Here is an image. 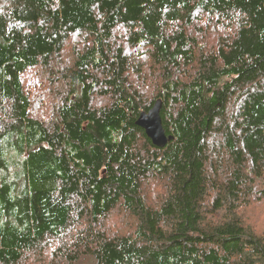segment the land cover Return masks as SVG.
<instances>
[{
  "label": "trees",
  "instance_id": "1",
  "mask_svg": "<svg viewBox=\"0 0 264 264\" xmlns=\"http://www.w3.org/2000/svg\"><path fill=\"white\" fill-rule=\"evenodd\" d=\"M261 199L264 0H0V264H264Z\"/></svg>",
  "mask_w": 264,
  "mask_h": 264
},
{
  "label": "rangeland",
  "instance_id": "2",
  "mask_svg": "<svg viewBox=\"0 0 264 264\" xmlns=\"http://www.w3.org/2000/svg\"><path fill=\"white\" fill-rule=\"evenodd\" d=\"M200 38L207 39V42L209 44L214 43V36L216 37L217 32L213 28H204L202 27ZM66 57L69 56V52L67 54V51L65 52ZM65 55L63 56V59L66 61ZM144 60V59H143ZM146 60L143 62L144 66L142 67V72H145L146 77L148 76V81L150 80V72L148 69V66H146ZM133 77H135L133 75ZM132 77V78H133ZM23 82L25 85V88L27 89L32 102V113L36 114L40 118L48 119L51 115V107L54 100V95L50 88H52L53 92H56V89L61 90V85L54 83L53 80H50L49 74L45 73L43 68H37L35 70L29 71L24 75ZM49 86V88H48ZM57 90V91H58ZM156 90H154V87L151 84L145 83L143 85V92L145 95L151 96L152 93H154ZM244 216L249 220V222L253 225L255 222L257 224V231L260 233H264V199L258 200V201H252L251 204L247 205L243 210ZM119 221V220H118ZM126 222V221H125ZM113 226L118 228L119 226L122 227V223H118L116 225V222H111ZM113 228V229H116ZM53 247V245H52ZM44 255V261H46L49 256L48 252L46 255L44 252L41 254H38V252L30 253L27 258L25 259V264H34L35 261H40L38 258L39 256ZM45 257L47 258L45 260ZM43 261V260H41ZM80 264H94V262L88 258L84 257Z\"/></svg>",
  "mask_w": 264,
  "mask_h": 264
},
{
  "label": "water",
  "instance_id": "3",
  "mask_svg": "<svg viewBox=\"0 0 264 264\" xmlns=\"http://www.w3.org/2000/svg\"><path fill=\"white\" fill-rule=\"evenodd\" d=\"M162 108V98L154 101L147 111H142L137 119L136 125L141 127L152 144L157 147H164L166 143L173 139L172 135H167L163 128L160 111Z\"/></svg>",
  "mask_w": 264,
  "mask_h": 264
}]
</instances>
